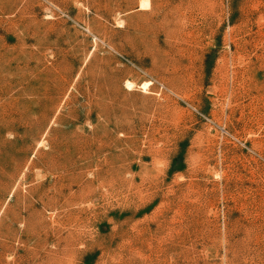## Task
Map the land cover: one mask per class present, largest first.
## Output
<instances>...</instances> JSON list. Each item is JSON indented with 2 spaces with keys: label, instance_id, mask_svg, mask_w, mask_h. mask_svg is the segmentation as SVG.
Listing matches in <instances>:
<instances>
[{
  "label": "rangeland",
  "instance_id": "obj_1",
  "mask_svg": "<svg viewBox=\"0 0 264 264\" xmlns=\"http://www.w3.org/2000/svg\"><path fill=\"white\" fill-rule=\"evenodd\" d=\"M139 1L0 0V264H264V0Z\"/></svg>",
  "mask_w": 264,
  "mask_h": 264
},
{
  "label": "bare ground",
  "instance_id": "obj_2",
  "mask_svg": "<svg viewBox=\"0 0 264 264\" xmlns=\"http://www.w3.org/2000/svg\"><path fill=\"white\" fill-rule=\"evenodd\" d=\"M148 7V1L147 0H140L139 1V4H138V8H147ZM150 81H144L142 82V85L141 87L143 88L144 91L147 90L148 86L150 85ZM131 85H132V82L131 81H125V87L127 89H130L131 88Z\"/></svg>",
  "mask_w": 264,
  "mask_h": 264
}]
</instances>
